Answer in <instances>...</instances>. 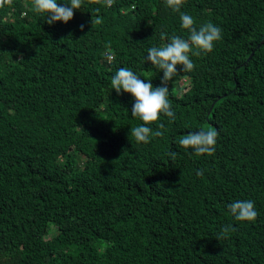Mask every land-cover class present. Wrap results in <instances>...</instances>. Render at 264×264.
Returning <instances> with one entry per match:
<instances>
[{
    "label": "trees",
    "instance_id": "trees-1",
    "mask_svg": "<svg viewBox=\"0 0 264 264\" xmlns=\"http://www.w3.org/2000/svg\"><path fill=\"white\" fill-rule=\"evenodd\" d=\"M181 14L221 39L177 66L175 119L137 143L111 77L161 86L148 49L188 38ZM201 129L218 132L211 156L178 144ZM237 200L254 221L229 214ZM0 264H264V0H82L52 25L32 0H0Z\"/></svg>",
    "mask_w": 264,
    "mask_h": 264
},
{
    "label": "clouds",
    "instance_id": "clouds-1",
    "mask_svg": "<svg viewBox=\"0 0 264 264\" xmlns=\"http://www.w3.org/2000/svg\"><path fill=\"white\" fill-rule=\"evenodd\" d=\"M112 2L113 0H106L108 6H111ZM182 2L183 0H166L167 6L177 11ZM81 6L82 0H70L69 4H59L57 0H32L33 11L43 15L49 25L56 22L67 24L73 18L74 11ZM180 20L182 29L189 33L187 39L172 36L169 42L148 49L147 62L163 73L161 86L153 87L150 81L145 82L128 68H120L111 77V87L116 93L123 92L134 98L131 116L143 122L130 130L131 136L137 143H148L150 137H159L163 134L161 130L153 132L148 126L158 121L161 114L175 119V112L172 111L168 99V82L177 74V66H183L181 70L185 72L193 70L194 64L190 54L198 56L201 52H211L214 42L221 39V29L211 22L197 27L194 18L189 14H181ZM164 39L165 34L162 33L161 40ZM107 58L113 59L111 55H107ZM160 129H163V124L160 125ZM217 136L218 132L215 129H201L198 132L180 136L178 144L183 149H192L196 156H211L215 151ZM169 156L174 159L176 152L170 151ZM197 175H203V172L197 170ZM227 208L229 214L238 222L254 221L258 215L251 200L233 201ZM231 231H235L233 226L225 225L221 230V236H226Z\"/></svg>",
    "mask_w": 264,
    "mask_h": 264
},
{
    "label": "rangeland",
    "instance_id": "rangeland-1",
    "mask_svg": "<svg viewBox=\"0 0 264 264\" xmlns=\"http://www.w3.org/2000/svg\"><path fill=\"white\" fill-rule=\"evenodd\" d=\"M183 83H184V81H181V83L179 84V86H182V85H183Z\"/></svg>",
    "mask_w": 264,
    "mask_h": 264
}]
</instances>
